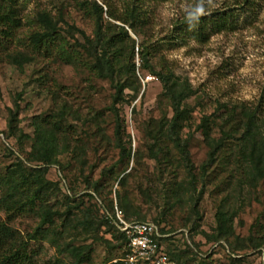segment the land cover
Listing matches in <instances>:
<instances>
[{"label":"rangeland","instance_id":"obj_1","mask_svg":"<svg viewBox=\"0 0 264 264\" xmlns=\"http://www.w3.org/2000/svg\"><path fill=\"white\" fill-rule=\"evenodd\" d=\"M76 1L82 0H16L21 25L7 41L0 34V40L3 41H0V174L15 160L19 151L14 136L5 137L9 111H16L17 130H22L32 138L39 119L58 113L61 106H66L72 111L67 118L75 130L73 138L87 145L85 155L81 158L70 159L68 155L59 157L62 163L67 159L71 161V165L63 172L53 165L46 174V178L58 182L60 188L57 197H53L49 205L64 210V205L60 204L68 193L67 187L74 190L82 203L73 210L70 221L63 227L60 226L61 221L55 220L53 231L48 233L49 240L31 241L26 254L34 253L39 263L49 258L52 261L56 259L57 264H75L71 254L64 250L67 243H72L73 246H89L86 252L88 258L81 264H110L121 260L125 253L124 245L120 243L116 246L117 240L108 225L101 223L97 226L103 216L100 205L109 210L110 203H117L115 190H118L120 205L126 206L131 219L141 216L144 221H154L162 216L160 227L169 231L165 234L162 246L168 252L177 254L179 264H264V251L250 252L247 248L238 250L243 261L237 263L230 260L227 243L208 238L215 234L218 205L224 197H229L227 210L236 214L231 222L232 234L228 242L233 244L239 241L244 244L249 236L264 241V180L258 181L252 189L239 187L236 175H231L230 168L223 170L215 165L211 167L198 201L199 218L194 229L192 221L196 217L187 192L184 194L187 195L185 201L171 208H168L166 198L158 194L161 186L155 176L159 167L154 159L148 157L146 143L149 141L144 136V123L149 118L160 116L157 98L161 93V84L145 71L137 73L141 83L137 97L116 104L123 119L121 134L131 151L130 159L120 161L119 148L114 144L115 117L109 109L114 89L107 79L98 77L91 69L90 58L78 45L83 42V33L91 36L94 24ZM237 1H145L146 6L153 7L151 25L154 40L172 35L173 25L191 18L195 12L230 8L235 13V28L212 34L202 44L194 40L181 43L172 39V43H164L160 47V54L172 64L175 72L187 77L196 90L187 101L192 108L191 129H195L203 115L214 113L219 103L243 101L253 104L263 97L264 105V0L257 1L251 15L247 11H240V8L236 9ZM39 8L50 10L55 17L58 9L62 8L65 23L59 24L63 28L68 25L75 27L71 31L73 36L63 34L69 42L66 47L71 52L66 60L63 59L62 51L59 53L54 46L47 50L33 47L31 33L39 30V24L35 21ZM2 29L0 27V32ZM129 34L135 38L132 31ZM10 55H15L16 60ZM135 62L138 66V55L135 56ZM128 92L125 90V93ZM15 101L19 105L17 108ZM97 113L100 115L97 124L87 129L89 124L86 119ZM87 130L96 132V137L89 139ZM212 130L213 135L217 136L216 125H212ZM30 143L31 140L21 143L23 155L31 150ZM188 150L195 172L198 173L208 151L200 131H194ZM80 160L85 161L81 164L78 162ZM113 164L114 172L101 176L102 169ZM91 165L96 166L91 168ZM124 168L126 171L121 178L124 177L125 182L120 185L115 176ZM171 169L175 170L176 167L172 165L165 174L168 175ZM185 177L184 169H177V180H184ZM93 180H99L100 190L92 198L84 190L86 182ZM201 183L198 180L197 191ZM88 192L92 193V190ZM83 213L87 218L86 226L75 227L76 222L84 218ZM0 217L4 218L1 210ZM37 221L35 215L24 213L16 217L13 223L25 235Z\"/></svg>","mask_w":264,"mask_h":264},{"label":"trees","instance_id":"obj_2","mask_svg":"<svg viewBox=\"0 0 264 264\" xmlns=\"http://www.w3.org/2000/svg\"><path fill=\"white\" fill-rule=\"evenodd\" d=\"M99 1L101 3L97 0L75 2L84 9L86 15L92 18L94 24L91 36L83 33V42L78 45L90 58L91 69L98 77L107 79L114 89L109 109L115 117L114 144L119 148L120 161L125 158L130 159L131 151L130 147L125 145L121 134L123 119L116 104L128 99L134 100L137 97L141 89L137 73L145 71L161 84V93L157 98L160 116L149 118L144 123L146 127L144 136L149 141L146 143L148 157L154 159L159 167L158 174L155 176L161 186V192L158 194L166 198L168 208H171L184 202L187 196L184 194L187 192L188 199L192 203V212L196 217L192 221L194 229L197 226L196 220L199 218L198 201L205 188L204 180L207 171L211 167L215 165L223 170L230 168L231 175H236V184L239 187L247 186L252 189L258 181L264 180L263 97L253 104L243 101L231 104L219 103L214 113L203 115L195 129H191L192 108L187 101L196 90L187 77L175 72L172 64L160 54V47L164 43H172V39L181 43L194 40L202 44L212 34L235 28L237 24L235 13L230 8L211 12L205 10L203 13L198 11L191 18L176 22L173 25L172 35H165L159 40H154L153 25H151L153 24V14H151L153 7L146 6L147 0ZM148 1L159 3L165 0ZM257 1L259 0H239L236 9L240 8V11H247L251 15L255 11ZM16 5V0H0V27L3 28L0 34L5 41L9 40V36L13 35V32L21 25L19 7ZM35 21L37 25L39 24V30L31 33L33 47H44L47 50L54 46L59 53L62 51L64 60L69 58L71 52L66 47L69 42L63 34L73 36L71 31L75 27L68 25L63 28L59 24L65 23L62 8L58 9L56 17L50 10L39 8L35 14ZM129 31H132L135 38L131 37ZM136 55L139 58L138 66L135 62ZM10 56L16 60L15 55ZM125 90L129 92L125 93ZM14 104L15 108L19 106L16 101ZM9 113L5 137L14 136L19 151L15 160L5 168L3 174H0V210L4 214V218L0 217V264H57L56 259L52 261L49 258L46 262L39 263L34 253L27 255L26 252L31 241L49 240L48 233L53 231L55 220L61 221L60 226L63 227L67 221H70L73 210L78 209L82 203V199H78L74 190L67 187L68 193L60 204L64 205V210L49 205L50 200L57 197L60 188L59 183L48 180L46 174L48 168L53 165L63 172L71 165L70 159H78L85 155L87 145L82 140L76 141L73 138L75 130L67 118L72 111L66 106H61L58 113L39 119L35 124L32 138L22 130H17L16 111H9ZM99 117V113L94 114L92 118L88 117L87 129L92 124H97ZM212 125H216L217 136L213 135ZM184 129L187 131L185 132ZM195 130L201 132L203 143L208 149L206 159L200 165L198 173L195 172L188 150L189 141ZM98 131L101 132V129ZM86 133L89 139L97 135L90 130ZM25 140H31L29 145L31 150L23 155L24 149L20 145ZM10 153L14 154L13 150H10ZM63 155L71 158L62 163L59 157ZM84 161L78 162L82 164ZM172 165L176 169H171L166 175L165 173ZM95 166L91 165V168ZM114 166L113 164L104 167L101 176L114 172ZM179 168L185 171L184 180L176 178V171ZM125 171L126 168L121 169L115 176V180L120 185L125 182L124 177L121 178ZM198 180L202 182L199 191L196 190ZM90 190L92 193L88 192ZM99 190V180L86 182L84 191L87 196L93 198L98 195ZM115 197L120 205L121 196L118 190H115ZM117 203H110L109 210L100 205L103 216L97 226L101 223L108 225L112 229L113 237L117 240L116 246H119L120 243L124 245L126 239L114 223L115 206L122 211L124 218L128 221H144V219L141 216L137 217L138 219H131L126 206L124 204L118 206ZM228 203L229 197H224L218 205L215 214V234L209 235L208 238L227 243L230 260L240 263L243 261V256H239L238 250L247 248L250 252H262L264 241L249 236L244 240V244H240L239 241L233 244L228 242L232 234L231 222L236 214L234 211L228 212ZM24 213L35 215L38 221L30 231L22 235L13 222L16 217ZM83 216L81 221L76 222L75 227L86 226V214L83 213ZM161 220L160 215L154 221H150L159 227L162 236L155 238L159 245H162L165 234L169 232L160 227ZM88 249L89 246L86 245L73 246L72 243H67L64 250L71 254L75 264H81L88 258L86 253ZM164 251L175 264H179L177 254L165 249ZM110 264L129 263L117 260Z\"/></svg>","mask_w":264,"mask_h":264},{"label":"built area","instance_id":"obj_3","mask_svg":"<svg viewBox=\"0 0 264 264\" xmlns=\"http://www.w3.org/2000/svg\"><path fill=\"white\" fill-rule=\"evenodd\" d=\"M115 225L124 234V256L122 261L129 264H175L163 246L155 240L162 236L159 227L150 221L132 220L124 218L122 211L115 206Z\"/></svg>","mask_w":264,"mask_h":264}]
</instances>
